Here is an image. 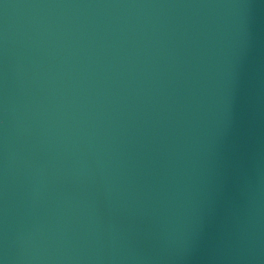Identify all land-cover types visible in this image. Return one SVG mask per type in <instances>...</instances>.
<instances>
[{
    "label": "water",
    "instance_id": "obj_1",
    "mask_svg": "<svg viewBox=\"0 0 264 264\" xmlns=\"http://www.w3.org/2000/svg\"><path fill=\"white\" fill-rule=\"evenodd\" d=\"M0 264H264V0H0Z\"/></svg>",
    "mask_w": 264,
    "mask_h": 264
}]
</instances>
